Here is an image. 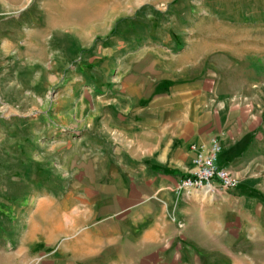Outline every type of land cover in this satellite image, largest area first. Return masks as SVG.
I'll list each match as a JSON object with an SVG mask.
<instances>
[{"label":"rangeland","instance_id":"1","mask_svg":"<svg viewBox=\"0 0 264 264\" xmlns=\"http://www.w3.org/2000/svg\"><path fill=\"white\" fill-rule=\"evenodd\" d=\"M177 72L264 119V0H0V264H264V218L214 249L192 227L209 247L186 258L86 229L123 125Z\"/></svg>","mask_w":264,"mask_h":264},{"label":"crops","instance_id":"2","mask_svg":"<svg viewBox=\"0 0 264 264\" xmlns=\"http://www.w3.org/2000/svg\"><path fill=\"white\" fill-rule=\"evenodd\" d=\"M165 79L123 125V164L102 176L92 203L99 218L86 229L100 246L134 243L136 257H201L209 245L192 243V227L214 249L222 238L233 241L262 224L264 119L245 106L213 100L208 79L181 72ZM213 139L221 147L217 166L228 168L238 186L220 199L186 201L177 186L196 170L191 146L207 147Z\"/></svg>","mask_w":264,"mask_h":264},{"label":"built area","instance_id":"3","mask_svg":"<svg viewBox=\"0 0 264 264\" xmlns=\"http://www.w3.org/2000/svg\"><path fill=\"white\" fill-rule=\"evenodd\" d=\"M191 149L195 151L193 164L196 170L191 177L180 181L178 193L188 195L199 192L215 200L238 186V180L232 172L216 164L221 147L215 139L207 147L192 145Z\"/></svg>","mask_w":264,"mask_h":264}]
</instances>
